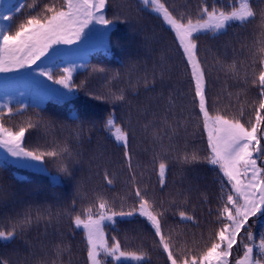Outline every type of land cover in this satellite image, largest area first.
Instances as JSON below:
<instances>
[{
    "label": "trees",
    "instance_id": "obj_1",
    "mask_svg": "<svg viewBox=\"0 0 264 264\" xmlns=\"http://www.w3.org/2000/svg\"><path fill=\"white\" fill-rule=\"evenodd\" d=\"M161 2L174 15L185 13L194 20L204 5L224 11L239 6L238 0ZM33 3L39 7L31 10L26 6L14 16L6 10L11 5ZM53 3L59 7L63 0H5L0 16L12 19L0 18V25L10 26L11 31L22 14L36 15L45 4ZM253 6L259 12L264 0H253ZM105 14L108 19L119 16L120 21L127 14L131 23L113 25L102 46L69 52L56 64L42 60L46 68H56L53 72L75 68L73 94L57 98L19 76L0 80V105L14 110L24 106L11 117L6 108L0 109V114L7 116L5 126L18 130L31 122L34 127L26 132L24 146L60 153L42 160L46 171L27 169L8 159L6 166L0 165V230H11L17 220L31 217V224L14 239L0 241V259L10 264H89L86 238L75 226L74 217L86 218L89 208L96 216L99 198L108 202L109 213L129 211L139 204L136 188L163 213L162 231L166 237L171 235L177 248L196 254L208 246L220 227L218 210L231 185L219 166L203 159L208 155L207 131L190 67L174 31L142 0H108ZM196 42L197 58L205 70L209 112L231 118L242 110V122H255V109L262 97L258 83L254 85L252 80L264 68L258 52L264 46L260 16L248 23H232L221 33L197 34ZM233 63L238 74L228 70ZM101 68L103 72L93 71ZM112 93H122L124 101L114 102ZM109 113L115 114L116 124L128 133L131 168L122 143H116L104 127ZM193 152L201 157L200 162L184 163L183 156ZM262 159L257 160L260 167H264ZM161 162L167 165L164 185L158 174ZM61 164L67 167V174L60 171ZM181 211L193 219L181 221ZM255 221L250 218L248 224L258 244L264 225ZM103 230L109 245L115 237L121 251L147 254L144 261L129 260L128 264H170L154 229L138 213L115 217L114 222L105 220ZM243 251V244L234 246L229 264H235ZM101 260L103 264L124 262L104 256Z\"/></svg>",
    "mask_w": 264,
    "mask_h": 264
},
{
    "label": "snow or ice",
    "instance_id": "obj_2",
    "mask_svg": "<svg viewBox=\"0 0 264 264\" xmlns=\"http://www.w3.org/2000/svg\"><path fill=\"white\" fill-rule=\"evenodd\" d=\"M239 6L232 7L231 11L217 10L213 7L209 10L207 5L200 9L199 18L193 19L190 15L179 13L174 15L173 11L161 2V0H142L144 6L150 7L154 12L160 14L163 21L174 31L175 37L182 48V54L187 58V64L191 66V77L195 82V98H198L199 112L203 118V128L207 131L208 155L203 159L210 165L219 166L223 176L227 177V182L231 189L226 194V200L218 210L220 227L216 230L205 249L192 254V250L185 247H176V241L171 235L165 236L162 231L161 217L163 213L155 209L153 202L141 192L139 188L135 190V196L139 200L137 207H132L129 211H111L106 200L99 198L98 214L94 217L91 208L86 210V219L80 215L74 217L76 227H83L87 240V259L89 264H103L101 256L113 257L117 261L125 258L123 264H128L129 258L132 261L142 262L146 258V253H127L121 251V244L118 239L112 237L109 245L103 230L105 220L113 221L117 216L132 217L139 214L146 218L154 229V234L159 238V245L167 254V261L170 264H229V257L234 246L243 244V255L235 261V264H264V231L259 233V243L256 244L251 225L248 224L250 218H256L255 222L264 225V167L258 166L257 159L264 157V68L259 71L258 77L252 83L259 85V95L262 97L255 109V122L251 120L242 122L243 111L239 116L221 115L218 112L211 114L208 109L206 95L205 70L197 58V34L200 33H221L232 23H248L260 16L264 24V8L259 12L253 6V0H238ZM108 0H63L58 7L55 3L45 4L43 9L36 15H29L23 22L19 23L15 31H10V26L0 25V72H12L19 69L36 65L41 57H45L50 64H56L62 60L69 52L79 51L64 50L53 47L60 44H72L74 40H80L82 36L98 34L101 38L109 37L112 26L117 23H131V18L124 14L126 18L120 21V17L108 19L105 9ZM28 7L35 10L38 4H21L19 7L11 5L6 10L12 15L21 13ZM4 5H0L3 8ZM2 19H12V16L2 17ZM99 25L100 27H97ZM91 26V27H90ZM87 29V32L85 31ZM51 49V52H49ZM261 56V64L264 65V46L258 49ZM46 53L48 54L46 56ZM58 67V65H57ZM228 70L236 73L235 63L228 65ZM37 70L49 80H53L52 72L56 68H39ZM63 73L54 83L62 85L67 91L56 90L59 97H67L73 94L76 85L72 83L73 66L63 68ZM93 71L103 72L104 69H93ZM30 74V73H29ZM163 78V74H162ZM145 86L149 81L144 78ZM154 84V82H153ZM102 99L105 97H97ZM111 99L124 101L125 97L112 93ZM7 109L6 115L11 117L19 114L21 109L14 110L7 104L0 105V109ZM3 114H0V121ZM250 125V126H246ZM34 125L29 122L27 126H20L18 130L5 127L0 122V146L7 150L12 157L17 158L16 163L29 166L32 162H40L46 156L56 157L60 153L57 151L28 150L24 144L26 132ZM104 127L110 133L114 130L117 141L122 143L125 149L124 156L128 160L131 168V155L128 152V133L115 122V114L109 113L104 121ZM67 149H60L66 152ZM201 157L193 152L186 153L183 161L186 164L200 162ZM7 157L0 159V165H7ZM167 165L164 162L159 164V178L161 185L165 183ZM60 171L67 174L68 169L61 164ZM108 184L112 183L107 178ZM181 221L192 220L187 213H179ZM31 224V217L26 216L23 220L13 223L11 230H0V241H11L18 231H23ZM243 231V236L241 233ZM254 249L257 254L254 255ZM119 254V255H117ZM0 264H10L7 259H0Z\"/></svg>",
    "mask_w": 264,
    "mask_h": 264
},
{
    "label": "rangeland",
    "instance_id": "obj_3",
    "mask_svg": "<svg viewBox=\"0 0 264 264\" xmlns=\"http://www.w3.org/2000/svg\"><path fill=\"white\" fill-rule=\"evenodd\" d=\"M4 1L5 0H0V5ZM27 17H28V15L22 14L19 18H17L16 22L13 24L14 26H13L11 31H15V29H16V27H18L19 23L23 22ZM97 27H100V26L97 25ZM85 31L87 32V29ZM105 40H106V38H101L98 34H91V35H88L87 37L82 36L80 38V40H74V43H72V44H60V45H54L53 47L64 49V50H74V49H79L80 50L81 48H91L92 46H102L105 43ZM49 52H51V49H49ZM47 55L48 54L46 53V56ZM44 59H45V57H41V60L37 61L36 65H30L28 68H25V69H19V70H15V71H12V72H6V73L5 72H0V80L9 79V78H12L14 76H19V77H22V78H26L27 80L33 82L34 84L39 85L46 92H50L52 95L56 96L57 98H60L58 96L56 90H60V91H67V90L64 89L62 85L54 83L53 80L59 79L62 75H65V73H62L60 71L59 72H52L51 74L53 76V80H49L46 76L41 75L39 73V71L37 70V65L39 66V68L48 69L42 64V60H44ZM186 61H187V58H186ZM189 67H190V72H191V66L189 65ZM74 70H75V68H73V71ZM194 85H195V82H194ZM6 117L7 116L4 115L2 121H0V122L4 123V126H5V123L7 122V120L4 119ZM10 129H12V128H10ZM13 131H15V130H13ZM113 133H114V130L111 133V135L115 139V142L118 143V144L121 143L120 141L116 140L115 135ZM261 142H264V140H262ZM0 153L4 157H7V159L10 162H13L15 165H19V166H22V167L27 168V169H29V168L30 169H34V170L39 171V172L40 171H46L42 161H40V162L33 161L32 165H34V166L18 164V163L15 162L17 158H14L10 154H8L7 150L4 149L2 146H0ZM262 160L264 162V157H263ZM117 217H120V216H117ZM86 218H82V219H86ZM79 228H81L83 230L84 237L86 238V232L83 229V227L81 226ZM86 243H87V240H86ZM117 255H119V254H117ZM113 259H115V258H113ZM124 260H125V258H121L120 259V261H124ZM129 260H130V258H129ZM130 261H132V260H130Z\"/></svg>",
    "mask_w": 264,
    "mask_h": 264
}]
</instances>
